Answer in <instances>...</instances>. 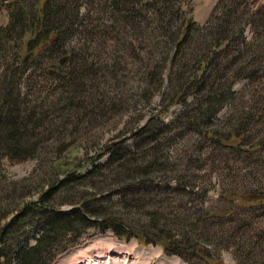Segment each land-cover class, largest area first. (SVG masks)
I'll return each instance as SVG.
<instances>
[{"label": "trees", "instance_id": "16d2710c", "mask_svg": "<svg viewBox=\"0 0 264 264\" xmlns=\"http://www.w3.org/2000/svg\"><path fill=\"white\" fill-rule=\"evenodd\" d=\"M98 2L105 9V19L109 22L108 29L102 31L104 34L92 33L95 43L100 40L99 55L77 62L75 49L65 42L78 26V0H10L6 5L8 23L0 25V58L2 51L7 54L12 49L15 53L12 58L0 59V152L7 151L13 156L25 153L23 158L17 157L20 161L34 156L39 146L30 140V128L38 127L39 122L36 115L29 112V101L22 98L20 81L24 74L41 66V72L55 75L66 66L69 68L67 74L60 72V79L66 80L70 88L75 87L76 97L80 92H87L78 91L82 80L91 82L103 71L97 67L96 60L108 54L105 59L131 58L142 62L152 59V63H144V90L149 94L150 103L161 93L165 100L162 114L154 120V125L144 124L136 130L137 142L147 144L152 155L163 156L165 162L149 160L142 169L137 165L132 167L135 162L132 159L122 164L118 175L128 176L133 184L127 192L133 191L140 198L142 190L163 189L162 185L154 183V170L168 175L173 168H168L170 151L175 153L174 158L182 154L186 146L183 142L193 135L232 151L244 150L246 161L250 152L256 155L261 152V158L251 157V162L260 167V174L264 169V0H218L210 18L203 24L187 15V9L183 7L185 0ZM138 28L143 32L138 33ZM96 35L105 36V39H96ZM137 38H141L142 43L133 42ZM117 40L121 42L116 43ZM64 56H69L66 63H59L58 70L49 73V67ZM113 69L108 72L114 79L118 71ZM242 81L251 82L250 87L256 85L257 88L251 96V107L246 112L242 107L241 120H236L232 125L235 129L227 134L223 125L214 121L225 108L235 106L234 87ZM121 100L123 104L126 102L122 97ZM177 103L181 104V111L170 121L163 119L162 116ZM258 125L257 133L251 134ZM246 144L250 149H246ZM127 154L134 152L128 148L124 152L112 153L109 158L112 162H119L120 157ZM94 171L68 175L56 185H49L41 194L25 189L15 181L3 185L0 182V263L4 258L6 264H52L84 232L110 229L126 240L136 237L143 244H159L168 255H188L186 258H195L198 262L225 264L222 250L233 245L234 253L236 249L239 252L234 255L239 264H247L244 253L249 258L256 257L254 264H264V255L259 258L261 263L254 253L256 247L264 246V227L252 223L254 230L242 234L244 227L241 225L248 219L236 211L219 222L206 221V217H202L186 222V227L178 225L187 228L186 232L168 226H174V222L166 217L167 212L180 218L179 208L171 206V202L165 205L168 210L163 212L164 203H160L148 212V222L136 233L130 232L128 219L109 213V205L91 209L105 201L103 199L94 202L86 199L66 210L53 201L56 193L68 182L84 179ZM172 178L175 183L173 191L190 190L189 183L183 182L182 177ZM260 183L254 191L225 197L237 199V207L249 209L257 205L263 209L264 179ZM169 184L168 181L165 187ZM122 196L116 200L121 210V202L125 200ZM140 206L143 209L146 204ZM261 215L264 216V209L256 217ZM63 218L68 221L60 226L55 220ZM261 253L264 254V250Z\"/></svg>", "mask_w": 264, "mask_h": 264}, {"label": "rangeland", "instance_id": "374dc122", "mask_svg": "<svg viewBox=\"0 0 264 264\" xmlns=\"http://www.w3.org/2000/svg\"><path fill=\"white\" fill-rule=\"evenodd\" d=\"M9 1L0 0V25L8 23L6 5ZM217 1L185 0L183 7L187 9L189 17L203 24L210 18ZM99 2L98 0H78V7L80 5V8L76 10V14L80 15L78 26L72 33L70 32L71 34L69 33L65 42L68 47L75 49V62L85 61L90 57L92 59L99 55L100 40L95 43L92 40V33L104 34L102 31L107 30L109 24L105 19V9L101 8ZM139 32L143 31L138 28ZM96 36V39H105V36ZM124 39L126 40V37ZM141 41V38H137L133 42L139 44ZM117 42L121 41L117 40ZM14 53L12 49L7 54L2 51L0 59L12 58ZM107 55L104 54L99 60L94 59L99 63L97 67L103 71L91 82L82 80L78 91L87 90L88 93L80 94V92L76 97H74L77 93L74 90L75 87L70 88L66 80L60 79V72L67 74L69 68L66 66L55 75L41 72L42 67L39 66L21 77L22 98L29 101L31 106L29 112L34 113L39 122L38 127L31 126L30 140L31 143L39 144V146L34 156H27L20 161L17 157L23 158L25 153L13 156L7 151L0 152L2 185L15 181L25 189L41 194L48 190L49 185H56L64 178L67 179L68 175L86 174L93 169L95 171L84 179L70 181L68 185H64L56 193L53 201L66 210L79 205L86 199H91L93 202L103 199L105 201L91 209L96 210L99 206L109 205V213L113 212L117 217L128 219L130 232L136 233L143 224L148 222L149 211L161 205L160 203H164L161 211L166 212L168 209L165 205L171 202V206L179 208L177 211L181 217L177 218L168 211L166 217H170V221L175 223H173L174 226H168L180 231L187 232V228L181 227H186V222L194 218L206 217V221L219 222L228 219L233 211L248 219L247 223L241 225L244 227L242 234L250 233L255 225L264 227V216L256 217L264 208L257 205H252L249 209L237 207L235 206L237 199L225 197V195L254 191L255 187H260V182L264 179V169L259 174L260 167L251 162V157L261 158V152L257 155L250 152L246 161L247 153H244V150L232 151L228 147H221L219 143L196 138L195 135L183 142L186 144L184 152L176 158H174L175 153L170 151L168 168H173L168 175L154 170L152 174L154 183L163 186V194V189L157 188L142 190L140 198L133 191L127 192L131 190L133 184L128 176L118 175L122 164L132 159L135 162L131 166L137 165L142 169L149 160H156V163L157 160L165 162L163 156L158 158L157 155L156 157L152 155V150L147 144L137 142L139 136L136 134V130L144 124L154 125V120L162 114L165 100L161 93L150 103L149 94L144 90L146 87L144 63H152V59H144L143 62L140 59L131 58L105 59ZM114 62L118 72L113 79L108 71L113 69ZM58 64L59 61H55L52 68L56 69ZM73 85L76 86V83ZM250 86L251 82L248 81L237 83L234 87L236 95L234 109L228 106L215 119L214 123L223 125L225 133L231 134V131L235 129L232 125L236 120H241L242 107L245 112L251 107V96L257 86ZM121 97L126 99L124 104L121 103ZM181 109V104L177 103L162 118L170 121ZM257 130L259 125L251 134H256ZM210 143L212 147L209 146ZM245 147L250 149V145L246 144ZM128 148L134 154L120 157L119 162L110 160L112 153L124 152ZM193 150L197 151L193 152ZM186 152L188 155L185 154ZM95 166L98 169H95ZM175 176L182 177L183 182H188L190 190L173 191L175 183L172 177ZM168 181L169 187H165ZM6 187L11 189L10 186ZM93 193H95L94 196ZM160 194L163 197H160ZM120 195L125 198L121 202L123 210L116 202ZM149 198L151 199L148 201ZM140 204H146V206L141 209ZM120 210L121 212H117ZM55 221L63 226L68 218ZM162 223L161 226L164 224ZM245 247H248V244ZM263 250L264 246L256 247L254 251L261 263L259 258L264 255L261 253ZM237 254H239L238 250L236 249L234 253L233 245H228L222 250L221 256L225 264H239L234 256ZM187 256L168 255L159 244H143L136 237L126 240L110 229L105 232L100 229H91L84 232L79 239L72 241L71 246L61 252L52 264H207L198 262L195 258H186ZM243 258L247 264H252L250 262L256 259L255 256L249 258L246 253ZM0 264H6L4 258L1 259Z\"/></svg>", "mask_w": 264, "mask_h": 264}, {"label": "water", "instance_id": "95a60500", "mask_svg": "<svg viewBox=\"0 0 264 264\" xmlns=\"http://www.w3.org/2000/svg\"><path fill=\"white\" fill-rule=\"evenodd\" d=\"M68 57H69V56H65V57L61 58L60 62H61V63H64V62L68 59ZM55 71H56V69H53V68H49V69H48V72H49V73H54Z\"/></svg>", "mask_w": 264, "mask_h": 264}]
</instances>
